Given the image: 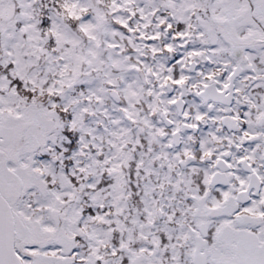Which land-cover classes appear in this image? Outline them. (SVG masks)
Here are the masks:
<instances>
[{
  "label": "snow or ice",
  "instance_id": "snow-or-ice-1",
  "mask_svg": "<svg viewBox=\"0 0 264 264\" xmlns=\"http://www.w3.org/2000/svg\"><path fill=\"white\" fill-rule=\"evenodd\" d=\"M0 264H264V0H0Z\"/></svg>",
  "mask_w": 264,
  "mask_h": 264
}]
</instances>
